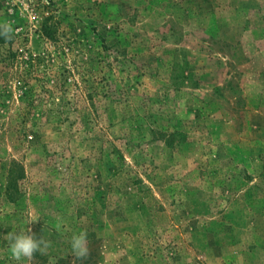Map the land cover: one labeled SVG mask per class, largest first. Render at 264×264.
I'll return each mask as SVG.
<instances>
[{
	"label": "rangeland",
	"instance_id": "rangeland-1",
	"mask_svg": "<svg viewBox=\"0 0 264 264\" xmlns=\"http://www.w3.org/2000/svg\"><path fill=\"white\" fill-rule=\"evenodd\" d=\"M5 22L0 264H264V0H0ZM25 228L48 246L16 261Z\"/></svg>",
	"mask_w": 264,
	"mask_h": 264
},
{
	"label": "clouds",
	"instance_id": "clouds-1",
	"mask_svg": "<svg viewBox=\"0 0 264 264\" xmlns=\"http://www.w3.org/2000/svg\"><path fill=\"white\" fill-rule=\"evenodd\" d=\"M12 32L13 28L11 22H5L2 25V31H0V35L10 38ZM61 223L63 222L61 221ZM4 236L9 241L6 255L16 261H21L24 258L30 259L34 252L37 250L43 251L48 246V242L45 241L42 236L37 238L35 234L32 233L30 228H25V230L20 232L9 231L4 234ZM87 240L88 234L86 230L82 229L78 232L72 233L70 238V248L71 253L77 259L87 257L89 253Z\"/></svg>",
	"mask_w": 264,
	"mask_h": 264
},
{
	"label": "trees",
	"instance_id": "trees-1",
	"mask_svg": "<svg viewBox=\"0 0 264 264\" xmlns=\"http://www.w3.org/2000/svg\"><path fill=\"white\" fill-rule=\"evenodd\" d=\"M0 31H2V28H0ZM11 38V36H10ZM10 38L4 36V35H0V44H5V43H8L10 42Z\"/></svg>",
	"mask_w": 264,
	"mask_h": 264
}]
</instances>
